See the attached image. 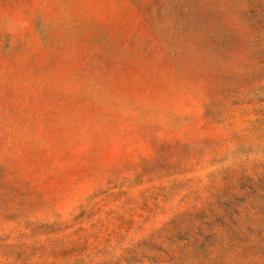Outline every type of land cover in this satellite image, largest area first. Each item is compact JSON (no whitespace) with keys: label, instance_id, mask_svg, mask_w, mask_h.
<instances>
[{"label":"rangeland","instance_id":"1","mask_svg":"<svg viewBox=\"0 0 264 264\" xmlns=\"http://www.w3.org/2000/svg\"><path fill=\"white\" fill-rule=\"evenodd\" d=\"M0 264H264V0H0Z\"/></svg>","mask_w":264,"mask_h":264}]
</instances>
